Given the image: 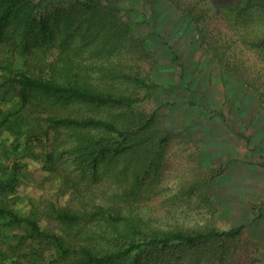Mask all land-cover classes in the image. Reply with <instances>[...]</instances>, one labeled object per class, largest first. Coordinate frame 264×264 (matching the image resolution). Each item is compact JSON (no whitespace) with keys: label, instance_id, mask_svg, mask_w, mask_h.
<instances>
[{"label":"rangeland","instance_id":"374dc122","mask_svg":"<svg viewBox=\"0 0 264 264\" xmlns=\"http://www.w3.org/2000/svg\"><path fill=\"white\" fill-rule=\"evenodd\" d=\"M61 1L67 5L71 0H45L39 14L50 12ZM113 1L122 5L120 15L147 37V46L157 60V70L150 78L154 86L151 97L138 109L156 111L160 127L172 133L160 148L161 168L158 176L152 173L148 178L150 193L138 203V212L154 228L164 230L208 222L224 229L246 225L235 250L222 263L213 264H264V218L252 222L251 215L253 205L264 203L263 159L255 149L260 147L264 155V53L259 57L237 40V32L247 33L244 26L229 27L225 22L235 19L230 10L234 1L228 0L226 7L220 0ZM255 18L259 14L250 15L247 22ZM263 22L250 34H263ZM164 40L172 46L179 64L170 62ZM51 54L40 50L29 57L15 54L14 66L44 62ZM10 55L6 50L0 53V66ZM3 76L0 70V83ZM3 96L0 90V111L17 102L12 93L5 99ZM192 100L196 105H190ZM207 109L221 112L223 117L210 116ZM66 112L95 115L94 110L78 105ZM47 115L25 109L20 116V135L5 126L0 128V200L22 217L34 216L44 232L60 237L68 246L69 239L53 207L82 212L94 205L121 206V189L102 171L95 180L67 169L66 153L52 156L56 144L65 143V138L60 133L55 141L53 132L45 136ZM227 162V169L213 186L217 213L211 215L196 194L205 188L201 182ZM191 185L196 186L192 194ZM28 234L25 225L8 227L0 221V264H31L33 260L38 264H71L70 259L60 258L56 242L32 239ZM200 264L209 263L202 259Z\"/></svg>","mask_w":264,"mask_h":264},{"label":"trees","instance_id":"16d2710c","mask_svg":"<svg viewBox=\"0 0 264 264\" xmlns=\"http://www.w3.org/2000/svg\"><path fill=\"white\" fill-rule=\"evenodd\" d=\"M43 1L0 0V53L6 50L11 54L7 63L0 66L4 72L0 90L4 92L2 99L9 93L17 97L11 109L0 111V128L5 126L20 135V116L25 109L47 113L45 136L53 132L56 137L62 133L65 138V143L56 144L52 156L66 153L67 169H75L83 178L97 180L100 171L109 174V179L120 185L122 205H94L82 212L53 207L61 230L69 239L68 246L60 237L44 232L34 216L22 217L2 200L0 221L8 227L25 225L29 238L53 240L60 258L70 259L71 264H200L202 259L209 264L222 263L235 250L246 225L224 229L208 222L204 226H172L164 230L154 228L137 210L138 203L150 193L148 178L152 173L158 176L161 168L160 148L172 134L160 127L156 111L138 109L151 97L154 86L150 78L157 70L147 37L120 15L119 2L71 0L65 5L61 1L40 15ZM220 1L226 7L228 0ZM230 1H234L230 10L236 15L233 21L225 18V22L229 27L239 23L244 26L248 34L237 32V40L249 51L263 54L264 33L251 35L250 31L264 21V0ZM254 13L259 18L247 22ZM168 48L170 62L179 64L172 46ZM34 50L43 54L50 51L51 58L32 65L24 62L21 68L14 66L15 54L29 57ZM75 105L94 110L95 115L66 112ZM190 105L196 103L192 100ZM206 111L210 116L223 117L221 112ZM255 149L260 152L264 167L263 151L258 146ZM228 164L201 182L205 188L196 194L200 205L211 215L217 213L213 208V186ZM13 169L15 172L17 166ZM194 187L191 185L189 193ZM251 210L252 222L264 218V203L253 205ZM31 264L38 263L33 260Z\"/></svg>","mask_w":264,"mask_h":264}]
</instances>
